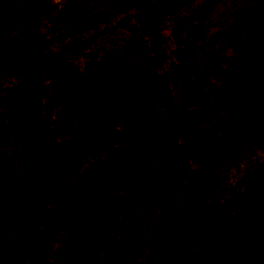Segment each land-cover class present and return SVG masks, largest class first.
Returning a JSON list of instances; mask_svg holds the SVG:
<instances>
[{
	"label": "rangeland",
	"instance_id": "374dc122",
	"mask_svg": "<svg viewBox=\"0 0 264 264\" xmlns=\"http://www.w3.org/2000/svg\"><path fill=\"white\" fill-rule=\"evenodd\" d=\"M117 1L40 0L38 30L54 34ZM158 1L134 0L125 9L43 47L41 52L61 50L81 67L86 52L96 51L99 55L110 49L122 50L128 54V63L145 75L160 73L170 79V25L185 17L183 31L187 29L195 22L203 0H189L162 20L161 48L167 57L147 63L142 50L146 38L136 13L142 6ZM25 3L12 0L10 16L2 25L9 47L16 38ZM262 25L264 0L216 1L204 19V38L195 58L198 70L190 80L187 107L211 100L233 76L263 59L260 69L250 73L238 88L242 93L261 88L257 93L233 100L174 131L161 124L77 158L71 164L68 189L80 192H67L39 203L34 214V235L27 233L24 209L9 207L11 199L1 196L0 264H16L24 255L32 256L33 264H64L66 225L78 222L89 226L111 204L107 219L95 234L92 264H254L264 245V126L189 158L177 171L179 188L174 194L153 178L131 183L125 193L109 179L135 170L153 142L172 132L185 149L194 142L264 120V48L255 52ZM19 81L17 67L0 74V87L8 88ZM42 82L47 85L48 80ZM66 103L75 107L74 100L67 98L51 108L47 87L39 97L38 121L43 128L51 129L56 139L70 135L61 120ZM165 116L163 103L150 95L117 108L105 121L104 130L109 135L123 133L154 124ZM1 126L9 129L4 151L10 159L11 173L20 176L23 166L17 121L7 123L0 115ZM41 136L44 140V129ZM48 157L45 147L42 161ZM161 157L158 153L148 165L154 166ZM215 158L217 162L212 164ZM165 174L174 173L169 170ZM176 203L186 207L179 225L171 216Z\"/></svg>",
	"mask_w": 264,
	"mask_h": 264
},
{
	"label": "trees",
	"instance_id": "16d2710c",
	"mask_svg": "<svg viewBox=\"0 0 264 264\" xmlns=\"http://www.w3.org/2000/svg\"><path fill=\"white\" fill-rule=\"evenodd\" d=\"M133 1H117L76 25L47 35L38 30L37 7L40 0H26L23 16L17 24L16 38L9 47L2 25L10 16L12 0H0V74L13 67H17L20 73L18 83L8 88L0 87V115L7 123L17 121L21 134L20 160L23 166L22 175H12L10 159L4 151L9 129L1 126L0 197L7 195L11 199L7 204L9 207L24 209L25 226L29 235L36 234L33 223L39 203L64 196L67 192H80L68 189L71 164L77 158L161 124L171 126V131H174L233 100L252 96L261 90L258 88L242 93L238 89L250 73L260 69L263 59H257L247 70L233 76L211 100L193 108L187 107L190 80L198 70L195 58L204 38V19L217 0H203L195 22L184 31L185 17L171 23L169 33L173 48L170 50V79L160 73L145 75L128 63V54L122 50L110 49L99 55L96 51L86 52L81 67L68 60L61 50L41 52L43 47L85 30L108 15L125 9ZM188 2L189 0H160L139 8L136 17L141 33L146 38V45L142 48L146 53L143 57L145 62H160L167 57L161 48V22ZM263 48L264 25L259 29L255 52ZM43 79L48 80L47 85L43 84ZM45 87L49 89L51 108L67 98L74 100L75 107L71 108L66 103L61 117L63 128L70 133L67 137L56 139L52 130L47 126L43 128L38 121L39 97ZM150 95H155L163 103L166 108L165 117L146 127L106 134L105 121L117 108L133 99ZM262 126L264 120L252 121L223 135L194 142L185 149L179 146L172 132L166 138L153 142L135 170L112 177L109 181L120 186L122 193H125L131 183L153 178L165 191L174 194L179 188L177 171L185 166L189 158L232 138L245 136ZM42 129L45 131L44 140L41 136ZM45 147L48 148L49 157L42 161ZM158 153L162 154L161 159L154 166H149ZM215 162L217 158L212 164ZM169 170L174 174L167 176L165 173ZM112 207L113 204L105 208L89 226L78 222L66 225L63 235L64 264L93 263L95 234L104 224ZM185 211L186 207L181 203H176L173 207L171 216L176 225H179ZM127 242L129 241L125 243ZM33 260L32 256L24 255L16 264H33ZM254 264H264V245Z\"/></svg>",
	"mask_w": 264,
	"mask_h": 264
}]
</instances>
